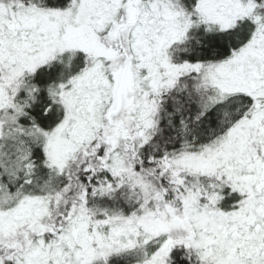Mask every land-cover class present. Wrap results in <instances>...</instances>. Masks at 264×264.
<instances>
[{
	"label": "snow or ice",
	"instance_id": "snow-or-ice-1",
	"mask_svg": "<svg viewBox=\"0 0 264 264\" xmlns=\"http://www.w3.org/2000/svg\"><path fill=\"white\" fill-rule=\"evenodd\" d=\"M0 264H264V0H0Z\"/></svg>",
	"mask_w": 264,
	"mask_h": 264
}]
</instances>
